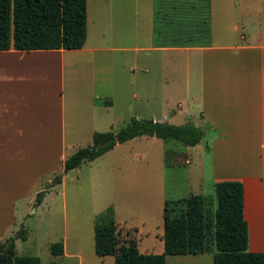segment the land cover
I'll list each match as a JSON object with an SVG mask.
<instances>
[{
  "label": "rangeland",
  "instance_id": "rangeland-1",
  "mask_svg": "<svg viewBox=\"0 0 264 264\" xmlns=\"http://www.w3.org/2000/svg\"><path fill=\"white\" fill-rule=\"evenodd\" d=\"M88 1L90 46L97 43L112 50L98 53L93 66L67 82V97L76 103L85 95L111 101V107L95 109L99 133L117 132L134 119H158L175 126L191 123L189 109L199 102L193 101L190 92L195 93L198 87L189 90L187 83L199 80V60L170 46V40L161 44L154 31L155 0ZM194 2L201 5L200 0ZM185 7L180 4L179 10ZM211 15L217 43L239 42L241 35L254 32L264 36V0H212ZM50 71L42 67L34 76H52L54 72ZM75 84L80 86L77 94L72 92ZM193 116L200 117L196 112ZM83 135L79 148L68 153L92 145L89 136ZM199 149L143 136L117 145L79 169L65 172L63 168L42 181L32 178L22 182L1 172L0 244L14 239L18 256L39 257L43 264H80L77 259L53 257L51 245L68 239L71 250L75 240H81L87 254L98 217L113 210L121 242L135 241L141 253L159 254L158 248L164 242L166 201L200 193L216 198L210 158H206L204 172L197 166L202 159ZM195 169L201 171L199 179L194 178ZM57 177L62 183H57ZM39 193L43 194L40 201ZM22 229L28 234L26 242L18 238Z\"/></svg>",
  "mask_w": 264,
  "mask_h": 264
},
{
  "label": "crops",
  "instance_id": "crops-1",
  "mask_svg": "<svg viewBox=\"0 0 264 264\" xmlns=\"http://www.w3.org/2000/svg\"><path fill=\"white\" fill-rule=\"evenodd\" d=\"M240 38L239 42L217 43L212 31L210 47L180 50L199 60V80L187 83L189 90L198 87L196 94L190 92L193 101L199 102L189 109L191 123L206 133L203 142L194 147L200 148L202 158L197 166L204 172L206 158H210L213 188L218 182H242L249 252L256 254L264 253V36L254 32ZM111 50L97 43L90 46L88 32L86 45L78 51H0V173L22 182L42 181L64 168L73 155L68 150L79 148L83 133L93 142L98 132L95 109L111 107V101L83 94V100L76 103L67 97V82L93 66L98 53ZM42 67L53 75L34 76ZM79 87L75 84L73 94ZM95 100L103 101L96 104ZM195 112L199 119L193 116ZM191 163V159L187 161ZM200 170L193 171L195 179ZM63 244L64 255L57 258L77 259L80 264H115L114 257L96 255L95 234L87 254L81 240H75L71 250L68 239ZM158 250L164 253V242ZM171 259L174 264H213L212 254L169 256L167 264Z\"/></svg>",
  "mask_w": 264,
  "mask_h": 264
},
{
  "label": "trees",
  "instance_id": "trees-1",
  "mask_svg": "<svg viewBox=\"0 0 264 264\" xmlns=\"http://www.w3.org/2000/svg\"><path fill=\"white\" fill-rule=\"evenodd\" d=\"M155 0V34L161 44L178 48H204L212 44V0ZM180 4L187 6L181 11ZM88 39V0H0V51H78ZM160 40V39H159ZM168 40H170L168 42ZM168 42V43H167ZM205 130L193 123L175 126L150 119H134L121 130L95 133L91 146L79 149L64 165L65 172L79 169L124 144L143 136L174 140L196 147ZM57 183H62L57 177ZM215 199L191 195L164 206V253L143 254L135 241L121 242L113 210L101 214L95 226L99 258L114 257L115 264H167L169 256L213 255V264H264V253L249 252V227L244 215V185L223 181L214 186ZM38 194L37 200L42 198ZM214 202V208L211 204ZM28 240L22 229L18 237ZM0 244V264H42L39 257L18 256L16 241L6 254ZM55 258L64 244L50 247Z\"/></svg>",
  "mask_w": 264,
  "mask_h": 264
},
{
  "label": "water",
  "instance_id": "water-1",
  "mask_svg": "<svg viewBox=\"0 0 264 264\" xmlns=\"http://www.w3.org/2000/svg\"><path fill=\"white\" fill-rule=\"evenodd\" d=\"M13 243H14V239H10L9 243L5 246V248H4L2 253L6 254Z\"/></svg>",
  "mask_w": 264,
  "mask_h": 264
}]
</instances>
